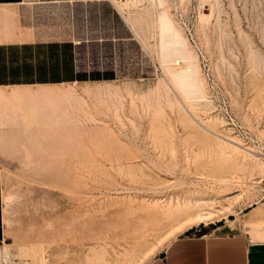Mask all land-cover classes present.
I'll return each instance as SVG.
<instances>
[{
	"label": "rangeland",
	"instance_id": "obj_1",
	"mask_svg": "<svg viewBox=\"0 0 264 264\" xmlns=\"http://www.w3.org/2000/svg\"><path fill=\"white\" fill-rule=\"evenodd\" d=\"M28 10L8 24L42 40L79 41L77 66L88 80L0 88L26 94L0 101L1 247L13 263L50 256L45 264H115L148 227L157 228L150 247L132 249L130 264H149L179 235L205 227L160 230L154 201L164 205L171 195H239L212 223L264 209V0H100L74 11ZM163 11L188 56L163 50ZM186 61L196 91L174 73ZM229 144L251 150L255 169ZM231 173L239 183L215 181ZM250 228L264 229V221Z\"/></svg>",
	"mask_w": 264,
	"mask_h": 264
},
{
	"label": "crops",
	"instance_id": "obj_2",
	"mask_svg": "<svg viewBox=\"0 0 264 264\" xmlns=\"http://www.w3.org/2000/svg\"><path fill=\"white\" fill-rule=\"evenodd\" d=\"M100 0H0V88L52 86L83 82L78 69L73 39L42 40L39 33L14 30L9 21L29 14L30 8L93 5ZM6 12L9 16L6 17ZM26 28V27H24ZM86 82V81H84ZM264 221V209L252 207L242 219L231 217L203 227L202 231L182 234L149 264H264V229L251 231ZM0 170V247L6 245Z\"/></svg>",
	"mask_w": 264,
	"mask_h": 264
},
{
	"label": "bare ground",
	"instance_id": "obj_3",
	"mask_svg": "<svg viewBox=\"0 0 264 264\" xmlns=\"http://www.w3.org/2000/svg\"><path fill=\"white\" fill-rule=\"evenodd\" d=\"M8 16H9V12H6V17H8ZM158 21L160 24L161 33L166 35V41L162 45L163 50H166L167 53L168 52L169 53L175 52L177 54H183V55L186 54L188 56V54H190V52L186 47V42L184 41L183 37L179 33V30L175 27V25L170 20L168 15L165 13V11H163L159 14ZM185 58H186V56L181 58V59H185ZM182 63H184V61ZM194 68L195 67L193 64L188 63L186 61L184 68H182L180 70L178 69V71H175L174 73L177 74V76L181 77L182 79H184L185 81L188 82L186 87L187 86L193 87L194 88L193 91H196L199 89V85H198L199 83H196V84L194 83L195 82L194 80H196L195 78L197 77L196 73L194 72L195 71ZM194 73H195L196 77H194ZM58 95L60 96V94H58ZM63 95H65V94H63ZM24 97H26V94H22L19 92H12V93L0 92V101H8V100L18 101L20 99H23ZM261 98L262 97H260V99ZM229 147L233 148L235 151H237V149H241L242 151H244L241 153H247V154H241V160L246 165H249L252 170L255 169L254 166H255L256 162H255V159L251 157V155H252L251 150H249L248 148H244L245 149L244 150L242 148H239L236 144L235 145L229 144ZM256 166H258V165H256ZM258 170L259 171L262 170V166L259 165ZM249 176H250V174H249ZM255 178H253V180H257ZM239 180H240V177L237 174L231 173V174L225 175L221 178H218L215 181L222 183L223 185L224 184L225 185H234V184L239 183ZM256 182L257 181H255V183ZM1 183H2V172H1ZM239 198H240V196L237 195V196L228 197V198H225L221 201L220 200L218 201L216 198H211V197H208L207 195H203V196L185 195L182 197L177 196V195H171L167 198L164 205L160 204L157 200H155L154 205L156 207H158L156 214L161 217V221H162L161 224L159 223L158 228L160 230L164 229V231H170L173 233H175V232L180 233V232L188 230L189 228H191L194 225H200V224L208 225V224L212 223V221L214 219L219 218L220 215H223L226 212H230L232 205ZM139 202H140V200H139ZM2 206H3V199H2ZM3 219H4V213H3ZM4 227H5V223H4ZM151 229H153V228H151ZM151 229L148 227H144L142 229L141 233H139L136 236L135 241L133 243L134 244L133 248H131V250L137 246L140 249V248H142L141 247L142 245L144 247H145V245H147L146 244L147 238L149 236H154L155 232L157 230V228H156V230H151ZM161 240L164 241V239H161ZM156 242L158 243V241H156ZM149 245L150 244H148L147 246H149ZM162 246H163V244H162ZM4 247H7V244L4 245ZM111 250H112V248H111ZM131 250L126 251L124 256H122L121 261H118L115 264H130V262L134 259V256H133L134 253L133 252L131 253ZM100 251H102V250H100ZM83 252L84 251L79 250L77 252V254H82ZM77 254L72 255V256H74L75 258H78ZM103 254H105V253L103 252ZM64 255L67 256L70 254L66 253ZM106 255H107V253H106ZM120 255H122V254H120ZM50 259H51L50 256L43 257V264H45V262L49 261ZM0 260L3 264H15L9 259V256L3 251L2 247H0Z\"/></svg>",
	"mask_w": 264,
	"mask_h": 264
},
{
	"label": "trees",
	"instance_id": "obj_4",
	"mask_svg": "<svg viewBox=\"0 0 264 264\" xmlns=\"http://www.w3.org/2000/svg\"><path fill=\"white\" fill-rule=\"evenodd\" d=\"M94 80H99L100 78H93ZM81 80H83V81H87L88 80V78H83V79H81Z\"/></svg>",
	"mask_w": 264,
	"mask_h": 264
}]
</instances>
